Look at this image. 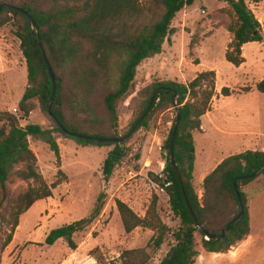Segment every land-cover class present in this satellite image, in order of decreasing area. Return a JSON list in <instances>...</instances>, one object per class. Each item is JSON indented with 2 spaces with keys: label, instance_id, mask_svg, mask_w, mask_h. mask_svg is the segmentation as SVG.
<instances>
[{
  "label": "trees",
  "instance_id": "1",
  "mask_svg": "<svg viewBox=\"0 0 264 264\" xmlns=\"http://www.w3.org/2000/svg\"><path fill=\"white\" fill-rule=\"evenodd\" d=\"M193 1H0V4H7L0 10V27L11 20L16 23L14 35L19 40L25 59L27 86L17 103L19 115L28 118L38 105L52 123L48 127L30 122L20 125L19 115L0 112V122H3L0 127V186L4 188L12 175L36 183V186H28L9 201L8 219L1 215L7 234L0 250L11 242L19 216L36 201L52 196V188L59 184V181L48 184L39 173L36 155L29 146V137L46 143L57 160L60 159L58 135L70 138L82 146L112 145L101 166L104 177L108 179L126 156V139L101 143L76 135L119 138L118 103L131 92L141 62L162 52L165 40L169 41V36L175 32L171 22L176 14ZM222 1L228 4L232 15L228 26L232 38L224 56L227 62L238 67L244 62L242 47L246 43L263 40L262 26L245 0ZM253 1L258 3L261 0ZM17 8L33 18L34 29L29 25L27 15L17 11ZM36 34L42 42L55 80L50 112L47 111V104L52 95V80ZM159 87L164 88L157 92L148 113L137 128L147 127L151 116L158 111L174 108L172 97L174 93L177 95L180 100V121L173 155L183 182L184 194L200 228L194 223L171 165L169 142L174 119L165 140L167 155L163 172L166 176L162 186L169 197L170 209L180 223L173 228L164 221L157 208L158 197L155 193L143 216L123 200L116 199V208L126 233L140 227L151 230L153 234L144 247L125 249L109 264H150L152 254L168 237L171 243L158 264H194L199 255L196 234L200 235L201 247L205 251L227 252L250 233L245 188L251 183L264 188V172L247 178L264 167V150H245L226 156L203 178V192L199 197L192 184L195 162L193 132L201 130V117L211 110L216 95V73L214 70H203L187 83L166 80L146 85L138 92L143 98L142 109L132 127ZM255 88L264 93V77L255 84ZM248 90L250 88L244 87V91ZM232 92L225 86L220 94L229 96ZM78 113L85 115L82 122L75 117ZM59 124L74 135L64 133ZM235 179L243 205V214L237 221H233L240 211L233 184ZM165 182L170 184L165 186ZM102 206L99 204L90 217L52 229L45 243L52 245L63 238L71 249H75L73 234L89 225L100 214ZM224 225L228 227L220 238L207 239L202 233L205 230L211 235H218Z\"/></svg>",
  "mask_w": 264,
  "mask_h": 264
},
{
  "label": "rangeland",
  "instance_id": "2",
  "mask_svg": "<svg viewBox=\"0 0 264 264\" xmlns=\"http://www.w3.org/2000/svg\"><path fill=\"white\" fill-rule=\"evenodd\" d=\"M245 1L260 21L264 35V0ZM230 11L222 0H194L180 10L171 22L175 32L169 36V41L165 40L162 52L141 62L131 92L118 103L117 135L122 137L140 115L143 98L138 92L143 87L154 81L187 83L200 71H215L217 94L212 108L201 117V130L193 132L192 184L199 197L203 190L198 178L201 164L209 157L208 152H211L209 173L229 155L228 151L236 148L231 141L257 135L258 139L261 135L264 137V93L255 88L264 77V37L261 42H249L242 47L244 62L240 66L227 62L224 54L232 38L228 30L232 19ZM14 23L11 20L0 27V112L19 115L17 103L27 86V77L25 59L14 35ZM225 86L233 91L229 96L220 94ZM244 87L250 90L244 91ZM75 117L81 122L85 119L83 113ZM18 118L20 125L29 122L43 127L52 125L38 105L28 118L20 115ZM174 119L175 111L171 107L153 114L147 127L135 129L124 141L126 156L108 179L101 166L112 145L82 146L58 135L60 159L57 160L46 143L29 137L39 173L48 184L56 181L59 184L52 188V196L36 201L19 216L11 242L0 250V264H109L125 249L144 247L152 233L140 227L126 233L116 199L132 203L140 214L155 193L159 214L168 225L178 227L180 221L173 215L162 186L166 176L163 172L167 155L165 140ZM2 124L0 122V127ZM28 186H36V183L15 175L4 188L0 186V245L7 234L1 215L8 219L9 201ZM245 193L253 214L255 239H260L259 245L264 247V188L251 183ZM99 204H103L100 214L83 230L73 234L75 249L63 238L52 245L45 243L52 229L90 217ZM200 240V235L196 234L198 249L201 248ZM170 243L168 237L152 254L150 264L159 263ZM256 252L255 264H264V249ZM202 255L205 264L211 263L212 253L202 252Z\"/></svg>",
  "mask_w": 264,
  "mask_h": 264
},
{
  "label": "crops",
  "instance_id": "3",
  "mask_svg": "<svg viewBox=\"0 0 264 264\" xmlns=\"http://www.w3.org/2000/svg\"><path fill=\"white\" fill-rule=\"evenodd\" d=\"M164 48V47H163ZM152 58H148L147 60H151ZM217 94V91H216ZM216 96V95H215ZM214 99V98H213ZM213 104V101H212ZM212 108V105H211ZM209 112V111H208ZM203 121V120H202ZM210 123V121H209ZM203 129V127H202ZM261 139H258L257 137H245L238 141H231L233 145L236 146L234 150L228 151L229 155L236 154L245 150H264V145H261V143L264 144V137L261 135ZM257 138V140L253 139ZM211 152H208V158H205L203 163L201 164V172L199 174L198 178V184L202 183L203 178L208 174V168L211 161ZM125 202V201H124ZM127 203V202H126ZM136 213L137 208L132 203H127ZM248 210H249V222H250V233L249 235L242 241L238 242L235 246H233L230 250L224 253H214V252H208L212 253V261L209 264H255L257 261V255L258 253L256 251H262L264 247L262 245H259V243H262L260 239H255V233L252 225L253 220V214L251 211V206L249 203V200L247 202ZM146 209L141 211L139 214L140 216H143L145 214ZM149 230V229H148ZM152 234L153 232L149 230ZM202 252L205 251L202 247L199 249V255L197 256L194 264H205L204 256L202 255Z\"/></svg>",
  "mask_w": 264,
  "mask_h": 264
},
{
  "label": "water",
  "instance_id": "4",
  "mask_svg": "<svg viewBox=\"0 0 264 264\" xmlns=\"http://www.w3.org/2000/svg\"><path fill=\"white\" fill-rule=\"evenodd\" d=\"M6 5H7L6 3H1V4H0V10L2 9L3 6H6ZM17 11H19V12H21V13L27 15L29 25L34 29V28H35V22H34L33 18H32L30 15H28L25 11H23L22 9L17 8ZM36 38H37L38 43H39V45H40V47H41V49H42V53H43V57H44V61H45V64H46L47 69H48V72H49V75H50L51 80H52V86H53V87H52V95H51V97H50V99H49V102H48V104H47V111L50 112L51 103H52L53 96H54V93H55V80H54V75H53V73H52V71H51V68H50V66H49L48 60H47V58H46V56H45V53H44V50H43V46H42V42H41V40H40L38 34H36ZM163 88H164V87H159V88H157V89L153 92V94H152V96H151V98H150V100H149V103H148L146 109L144 110V112L142 113V115L140 116V118L136 121L135 125L132 127L131 131H130L127 135H125V136H123V137H119V138H97V137H93V136H85V135H76V136L82 137V138H84V139H88V140H90V141H96V142H101V143H104V142H120V141H123V140L127 139V138L131 135V133H132L133 131H135V129H137V127L140 125L141 121L144 119V117H145L146 114L148 113V111H149V109H150V107H151V105H152L153 99L155 98L157 92H158L160 89H163ZM172 102H173L174 105H175L174 109H175V113H176V118H175L174 128H173L172 135H171L170 142H169V151H170V153H171V165H172V169L174 170V172H175V174H176L177 180H178L179 185H180V187H181V190H182V192H183V196H184L185 203H186L188 209L190 210V213H191V215H192V218H193V220H194V223H195L196 227L200 228V225H199L197 219L195 218V216H194V214H193V212H192V210H191V208H190V206H189L188 200H187V198H186V196H185V194H184V191H183V182H182V179H181V176H180V173H179V171H178L177 164H176V162H175L174 155H173V145H174V140H175V136H176V132H177V126H178L179 121H180V104H179V103H180V100H179V98L177 97V95H176L175 93H174V95H173V97H172ZM59 126H60V128L62 129V131H63L64 133L70 134V133H69V132H68V131H67V130L61 125V124H59ZM70 135H74V134H70ZM260 172H264V167L261 168V169H259V170H257V171H255V172L252 173L251 175H248L247 178L255 177V176L258 175ZM235 182H236V179L234 180L233 184H234V188H235V190H236V194H237L238 201H239V203H240V211H239V213L233 218V221H237V220H239V219L241 218L242 214H243V205H242V203H241V198H240L239 192H238L237 189H236ZM227 227H228V225H224L223 228H222V230H221V232H220L218 235H211V234H209V233H208L207 231H205V230H202V233H203V235H204L207 239H210V238H213V237H215V238H220V237H222V236L225 234V232H226V230H227Z\"/></svg>",
  "mask_w": 264,
  "mask_h": 264
},
{
  "label": "built area",
  "instance_id": "5",
  "mask_svg": "<svg viewBox=\"0 0 264 264\" xmlns=\"http://www.w3.org/2000/svg\"><path fill=\"white\" fill-rule=\"evenodd\" d=\"M16 111H17V110L15 109V112H16ZM169 184H170V182H165V183H164L165 186H168Z\"/></svg>",
  "mask_w": 264,
  "mask_h": 264
}]
</instances>
